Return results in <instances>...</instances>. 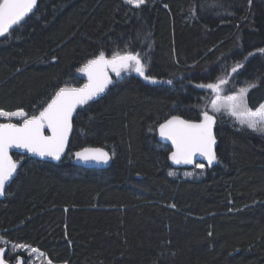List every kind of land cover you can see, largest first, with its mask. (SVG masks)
Returning <instances> with one entry per match:
<instances>
[{
    "label": "trees",
    "instance_id": "16d2710c",
    "mask_svg": "<svg viewBox=\"0 0 264 264\" xmlns=\"http://www.w3.org/2000/svg\"><path fill=\"white\" fill-rule=\"evenodd\" d=\"M262 48L264 0H146L140 8L37 0L0 37V110L38 115L59 87L82 86L77 69L102 51L139 53L159 83L131 73L80 106L57 163L13 154L18 170L0 199V248H36L43 264H264V134L212 112L216 93L201 87L227 79L228 96L255 85L258 107ZM204 111L215 118L216 163L173 167L158 125L171 115L198 121ZM88 146L108 150L110 166L72 165L73 152Z\"/></svg>",
    "mask_w": 264,
    "mask_h": 264
},
{
    "label": "snow or ice",
    "instance_id": "6c2138e0",
    "mask_svg": "<svg viewBox=\"0 0 264 264\" xmlns=\"http://www.w3.org/2000/svg\"><path fill=\"white\" fill-rule=\"evenodd\" d=\"M125 3L140 8L145 5L146 0H125ZM251 3V0H249ZM37 5V0H0V37L10 34L13 26L23 23ZM258 53L264 54V48L258 49ZM254 53H249L252 56ZM55 59V58H53ZM245 60L248 57L244 58ZM242 64L237 63L231 69L234 73L241 68ZM111 68L116 76L122 71L134 70L145 80L156 83L154 77L145 74V65L142 63L139 53H116L107 58L102 51L98 56L88 60L87 64L77 69V72L86 73L88 83L81 88L61 87L56 91L47 106L38 115L27 116L23 109L15 112L0 110V117L11 118L21 117L22 123H0V194H3L6 182L17 169V163L8 155L10 148H22L27 152L40 157H51L54 160L61 158L65 145L72 130L73 112L78 105H83L93 97L103 92L112 83L108 76L107 69ZM171 83V81H168ZM229 83L227 79L218 78L215 83L201 85L213 92L219 93L222 87ZM255 85H248L240 89L239 93L212 100V110L220 112L222 109L235 117L241 126H246L253 132L264 134V104L259 105L255 110L248 107L246 94ZM215 118L209 115L208 111L202 113V119L197 123L181 119L179 116H172L159 125L160 136L172 142L173 151L169 155L174 163L193 162L197 154L207 159L209 165L217 160L214 145L216 139L213 134ZM45 129L50 135H45ZM76 156L84 161L95 160L107 162L109 156L102 149H82ZM196 167L203 169L204 164H197ZM173 175V173H169ZM16 247H20L17 245ZM4 251L0 249V252ZM36 250L33 249V252ZM0 264H4L0 259ZM51 264V261H49Z\"/></svg>",
    "mask_w": 264,
    "mask_h": 264
},
{
    "label": "water",
    "instance_id": "95a60500",
    "mask_svg": "<svg viewBox=\"0 0 264 264\" xmlns=\"http://www.w3.org/2000/svg\"><path fill=\"white\" fill-rule=\"evenodd\" d=\"M107 58H110V57H107ZM86 64H87V63H86ZM83 66H84V65H83ZM83 66H82V67H83ZM110 70H111V68H108V69L106 70L107 73H108L109 78H110V75H109V71H110ZM80 74H81V75L83 76V78L85 79L84 84L88 83V76H87V74H86V73H82V72H80ZM136 74L139 75L137 72H136ZM139 76H140V75H139ZM141 77H142V76H141ZM142 78H143V77H142ZM143 79H144V78H143ZM144 80H145V79H144ZM145 81H147V82H149V83H151V84H154L151 80H145ZM156 82H158V81H156ZM158 83H159V82H158ZM84 84H83V85H84ZM83 85H82V86H83ZM109 85H110V84H109ZM109 85L105 88V90H104L103 92L99 93L98 95H96L95 97H93V98H92L91 100H89V101L96 100V99L100 98L101 96H103V95L107 92V90H108V88H109ZM82 86L65 85V86H61V87L81 88ZM61 87H59L56 91H58ZM56 91L54 92V94L52 95V97L55 95ZM52 97H51V98H52ZM51 98H50V100H51ZM50 100H49L48 102H50ZM48 102H47V103H48ZM87 102H88V101H87ZM46 106H47V104H46L44 107H46ZM80 106H82V105H78L77 108L74 110V112H73V118H74V116H75V114H76V112H77V110H78V108H79ZM42 110H43V109H42ZM42 110H41V111H42ZM209 115H211V114H209ZM172 116H178V115H171V116H169L168 118H166L165 120L170 119ZM212 116H213V115H212ZM179 117H180L181 119H183V120L193 121V122H197V123L200 121V120H198V121L188 120V119L183 118V117H181V116H179ZM165 120H164V121H165ZM164 121H163L162 123H164ZM22 122H23V119H22L20 122L9 121V120H8V121H0V123H22ZM159 125H160V124H159ZM159 125H158V127H157V137H158V140H159L161 143L167 145V146L170 148V153H171V152L174 150V149H173V146H172V142H171L170 140H168V139L163 138V137L160 136ZM72 130H73V119H72ZM72 130H71V132L69 133V139H68V142L66 143V145H65V149H64V152L61 153V158H60L59 160H54V159H52L51 157H40V156L35 155V154H33V153H29V152H27L26 149L15 148V147L9 149V153H8V155H9V156L11 157V159H12L13 161H15V162H16V160L14 159V156H13L14 153H15V154H18V155H27L28 157L35 158V159L40 160V161H46V162L57 163V162H59L60 160H62V159L64 158V156H65V154H66V152H67V149H68V145H69V141H70V137H71ZM213 134H214V136H215L214 125H213ZM45 135H50V133L47 131V129H45ZM215 139H216V136H215ZM85 148H89V149H102L103 152H106V153L108 154V156H109L108 161L105 163V162H97V161H95V160L84 161V160L79 159V158L76 156V153H77V152H80L82 149H85ZM214 151H215V154H216V144L214 145ZM170 153H169V155H170ZM169 155H168V160H169L170 164H171L173 167H175V168L189 169V168L193 167V166H194L195 164H197V163L204 164V165L207 166V167H212V166H214V164L216 163V161H215V162H213L212 165H209L208 162H207V159H206L205 157L200 156L199 154H197V155H195V156L193 157V162H192L191 164H187V163L176 164V163H174L171 159H169ZM111 161H112V156H111L110 152H109L108 150H106L105 148L88 146V147H83V148H80V149L74 151L73 154H72V158H71V160H70V163H71L72 165H74V166L81 167V168H84V169L103 170V169H106V168H108V167L110 166ZM17 170H18V166H17L16 171L13 173V175H12V176L9 178V180L6 182V185H5V189H4L3 194H0V199H2V198L4 197V193H5L6 188L9 186V184L11 183V181L16 177ZM0 259H1V257H0ZM3 262H4V264H9V263H7V262H5V261H3Z\"/></svg>",
    "mask_w": 264,
    "mask_h": 264
},
{
    "label": "rangeland",
    "instance_id": "374dc122",
    "mask_svg": "<svg viewBox=\"0 0 264 264\" xmlns=\"http://www.w3.org/2000/svg\"><path fill=\"white\" fill-rule=\"evenodd\" d=\"M131 73H135L136 74V72L134 71V70H128V71H122L121 72V75L120 76H116V74H115V72H113L112 70H110V73H109V75H110V79H111V81H112V83H115V82H117L118 80H120L123 76H125V75H128V74H131ZM112 83H110V84H112ZM242 88H245V86L244 87H241L240 89H242ZM240 89L239 90H237V91H235L232 95H234V94H237V93H239V91H240ZM255 92V91H254ZM228 96H230V95H228ZM220 98L221 100H223V98L224 97H227V96H225L221 91L219 92V93H216V96H215V98L214 99H217V98ZM213 99V100H214ZM254 99H256V96H255V94L251 91V89H249V91L247 92V94H246V101H247V105H248V107L249 108H251L252 110H255L256 108H252V105L256 102V100H254ZM261 104H264V101L261 103ZM260 104V105H261ZM211 105H212V101H211V103H210V105H209V109L212 111V112H214L213 110H212V107H211ZM259 107V106H258ZM17 111V110H16ZM223 113H225V114H227V116H229L230 118H231V121H233L235 124H236V126H239V127H243V126H241V124L239 123V121L235 118V117H232L231 115H229L228 113H226L223 109L221 110ZM12 112H15V111H12ZM215 113H217V112H215ZM1 119H5V121H21L23 118H21V117H11L10 119L9 118H5V117H0V121H1ZM189 177H191V176H193V171H189V170H187V173H186ZM17 246V245H16ZM15 246V250H17L20 254H21V256H23V257H27V256H29V258H30V260H32V262H34V263H36V264H43L42 262H43V260H44V258H45V256H44V254L41 252V251H39L38 249H36V248H32V247H29V246H24V245H19L20 247H16ZM33 249H35L36 251L35 252H33ZM49 264V263H48Z\"/></svg>",
    "mask_w": 264,
    "mask_h": 264
},
{
    "label": "flooded vegetation",
    "instance_id": "af4514ba",
    "mask_svg": "<svg viewBox=\"0 0 264 264\" xmlns=\"http://www.w3.org/2000/svg\"><path fill=\"white\" fill-rule=\"evenodd\" d=\"M0 249L4 250V251L0 252V257L3 261H5L9 264H25V262H26L25 257L21 256V254L19 252H18L19 253L18 255L17 254H11L9 252V249H7L5 246H4V248H0Z\"/></svg>",
    "mask_w": 264,
    "mask_h": 264
}]
</instances>
